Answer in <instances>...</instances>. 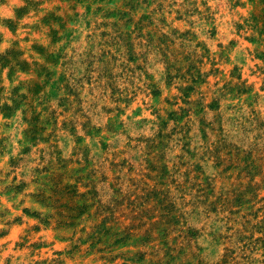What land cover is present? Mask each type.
I'll return each mask as SVG.
<instances>
[{
    "label": "rangeland",
    "instance_id": "374dc122",
    "mask_svg": "<svg viewBox=\"0 0 264 264\" xmlns=\"http://www.w3.org/2000/svg\"><path fill=\"white\" fill-rule=\"evenodd\" d=\"M0 264H264V0H0Z\"/></svg>",
    "mask_w": 264,
    "mask_h": 264
}]
</instances>
